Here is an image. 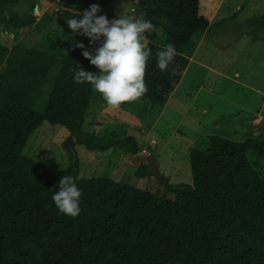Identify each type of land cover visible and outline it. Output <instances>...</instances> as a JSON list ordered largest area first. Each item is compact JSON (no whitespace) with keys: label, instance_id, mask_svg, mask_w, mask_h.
<instances>
[{"label":"trees","instance_id":"obj_1","mask_svg":"<svg viewBox=\"0 0 264 264\" xmlns=\"http://www.w3.org/2000/svg\"><path fill=\"white\" fill-rule=\"evenodd\" d=\"M223 1H139L142 16L154 25L147 33L148 91L140 99L168 104ZM39 11L38 0H0L1 20L12 30L35 25ZM61 14L66 53L0 45V264H264V179L248 156L253 151L264 159V139L211 137L207 150L191 152L193 185H166L173 200L107 178L74 179L82 190L81 212L76 218L59 213L51 196L69 174L24 156L44 122L65 127L90 151L117 144L130 155L142 153L134 137L115 143L114 137L91 140L82 131L93 86L75 84L73 76L92 65L75 44L83 41L89 51L102 39L89 45L71 35L63 25L72 14ZM250 24L264 28V16ZM168 43L177 55L160 71L156 53Z\"/></svg>","mask_w":264,"mask_h":264},{"label":"rangeland","instance_id":"obj_2","mask_svg":"<svg viewBox=\"0 0 264 264\" xmlns=\"http://www.w3.org/2000/svg\"><path fill=\"white\" fill-rule=\"evenodd\" d=\"M140 0H99L101 14L111 20L118 15L142 16ZM40 11L35 25L12 30L1 20L0 45L59 54L67 49L61 39L58 19L69 10L82 14L91 4L86 0H38ZM235 20L218 19L194 45L190 66L167 105L153 106L138 99L112 109L93 87V97L82 131L91 140L134 137L140 155L154 156L165 183L149 173L147 164H134L127 150L115 145L100 152L90 151L62 126L44 122L30 137L24 156L53 169L67 172L75 180L107 178L141 191L173 200L166 185H193L191 152L207 150L210 138L221 136L245 143L264 139V28L252 26L251 19L264 16V0H225ZM79 18V17H76ZM63 28H68L65 21ZM70 30V29H69ZM71 35L87 39L73 34ZM160 43L165 34L155 31ZM149 42L147 33L143 41ZM93 47L89 51L95 54ZM92 65L89 73L97 74ZM58 69L52 73L55 77ZM73 138L72 142L70 141ZM249 159L264 179V159L251 151Z\"/></svg>","mask_w":264,"mask_h":264},{"label":"clouds","instance_id":"obj_3","mask_svg":"<svg viewBox=\"0 0 264 264\" xmlns=\"http://www.w3.org/2000/svg\"><path fill=\"white\" fill-rule=\"evenodd\" d=\"M101 13V6L93 3L82 14L75 13L66 19L71 32L87 38L89 45L102 39L94 55L83 41L76 42L82 56L99 71L93 74L79 68L73 81L91 84L109 107L118 109L126 102L137 101L148 91L144 77L151 49L143 41L154 25L146 17L138 18L135 14L120 13L118 18L110 20ZM176 55L174 44L168 43L156 53V67L166 71ZM81 196L82 190L73 177L66 175L60 178L51 200L59 213L76 218L81 212Z\"/></svg>","mask_w":264,"mask_h":264},{"label":"water","instance_id":"obj_4","mask_svg":"<svg viewBox=\"0 0 264 264\" xmlns=\"http://www.w3.org/2000/svg\"><path fill=\"white\" fill-rule=\"evenodd\" d=\"M73 138H71V142H72ZM130 160H132V162L134 164H147L153 174V176H155V178L159 181H161L162 183H165L167 181V179L161 174L160 172V166L156 160V158L154 156H142V155H137V156H130Z\"/></svg>","mask_w":264,"mask_h":264},{"label":"crops","instance_id":"obj_5","mask_svg":"<svg viewBox=\"0 0 264 264\" xmlns=\"http://www.w3.org/2000/svg\"><path fill=\"white\" fill-rule=\"evenodd\" d=\"M224 1H225V0H224ZM224 1H223L222 4L220 5V7H219V9H218V11H217V13H216L214 19L212 20V26H214L215 23H216V21H217L218 19L222 18V17H225V19H223L222 21H224V20H228L229 18L232 17V16H230V17L228 18L230 9L225 8V9L221 10V8H223V3H224ZM238 8H239V7H237L235 13L239 12V11H238ZM235 13H234V14H235ZM234 14H233V15H234Z\"/></svg>","mask_w":264,"mask_h":264}]
</instances>
